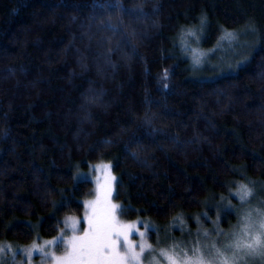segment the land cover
Masks as SVG:
<instances>
[{
	"label": "trees",
	"instance_id": "obj_1",
	"mask_svg": "<svg viewBox=\"0 0 264 264\" xmlns=\"http://www.w3.org/2000/svg\"><path fill=\"white\" fill-rule=\"evenodd\" d=\"M102 162L152 244L236 225L234 187H264V0H0L4 264L82 213Z\"/></svg>",
	"mask_w": 264,
	"mask_h": 264
},
{
	"label": "rangeland",
	"instance_id": "obj_2",
	"mask_svg": "<svg viewBox=\"0 0 264 264\" xmlns=\"http://www.w3.org/2000/svg\"><path fill=\"white\" fill-rule=\"evenodd\" d=\"M234 38L228 44V49L225 47H221L218 50L211 52V55H216L217 53H226L229 54L231 52L236 53V50L243 48L244 45H248L247 42L244 41L245 37L248 34H233ZM229 36V35H228ZM222 39V38H221ZM227 36H223L222 40H226ZM221 40V41H222ZM223 42V41H222ZM229 50V51H228ZM227 51V52H226ZM194 59L201 56L200 52L194 49ZM207 54L206 58L209 57ZM206 58L203 63H205ZM110 165L109 163L102 162L96 166L95 171V187L91 197L84 200V208L80 215L78 214H68L64 218V223L62 228L58 231L57 234L51 236L49 238L42 237L38 242H32L28 246L22 248V256L17 258V262L19 264H57L54 257H62L71 252L70 241L73 236H82L84 231L89 227V218L92 216L93 212V203L97 201L98 196L100 203L95 205L96 211L98 213H103L109 204L119 205V202L115 198V186L116 183H113L112 194L111 196L105 199V189H106V181L108 175L115 176L112 168L106 169L103 166ZM241 185L247 186L251 189L252 195L247 198V200L240 199V189ZM234 195L238 198L236 209L227 205V208H232L235 210L236 214H239V220L236 225H233L229 229H222L220 225L215 224L213 226V230H197L195 233L196 238L192 240L185 241H175V243H169V245H164L159 240L152 244L148 239V231L153 228L142 227L141 219L128 220L122 217L120 209L116 210L114 213L113 223L116 226V230L121 232L123 235L121 236L122 241H126L128 247L130 248L132 245H135V252H140V246H145V252L141 256L138 264H171L169 257H172L177 260L178 264H184L185 261L191 260L195 261L197 256L193 255V251L195 249H200V253L204 256L205 264H208V261L212 259L208 255V252L211 250L214 256L213 245L216 248L220 247L221 242H227L228 237L238 231L241 226L242 221L247 216L248 213H252L253 216L257 212H264V187L260 186L258 188L249 186L247 183H237V185L232 190ZM231 210V211H233ZM79 221V223H76ZM75 224V231L73 230V225ZM131 226V227H128ZM144 233V235H140ZM219 233H223L225 235H221ZM58 237H62L64 243L57 246L56 244L47 245L45 242L52 241L57 239ZM150 245L149 249L147 246ZM43 248V251H37L38 249ZM118 251L123 254L126 251V248L121 246L118 248ZM164 253V255H162ZM226 255H230L226 254ZM0 264H4L2 259L0 258ZM250 264H264V261L260 259H256L255 261L250 262Z\"/></svg>",
	"mask_w": 264,
	"mask_h": 264
},
{
	"label": "snow or ice",
	"instance_id": "obj_3",
	"mask_svg": "<svg viewBox=\"0 0 264 264\" xmlns=\"http://www.w3.org/2000/svg\"><path fill=\"white\" fill-rule=\"evenodd\" d=\"M227 35L231 36L232 33ZM247 59V58H246ZM195 63L198 65L200 60L197 58ZM241 64L245 61H241ZM168 77V72L165 70L164 78ZM164 88L167 89L168 85L165 84ZM139 137L131 138V143H137ZM110 143V141H105ZM125 151H128L127 145ZM132 158L136 159L135 152H129ZM106 169H110L111 165H104ZM74 181L85 182L87 175L78 173L73 177ZM113 183H120L117 177L108 175L105 189V199L111 196ZM252 195L251 189L245 185H241L240 199L247 200ZM99 196L96 202L93 203L92 216L89 218V227L84 231L82 236H73L70 241L71 252L62 257H54L57 264H138L141 256L145 252V246H140V252H135V245L130 248L126 241L121 240L123 235L116 230L113 223L114 213L120 209L119 205L109 204L106 210L101 214L96 211L95 205L99 204ZM219 219V217H218ZM76 223H79L77 221ZM131 227V226H128ZM75 231V224L73 225ZM225 235L223 233H219ZM140 235H144L141 233ZM47 245L56 244L59 246L64 243L62 237L55 240L45 242ZM125 247L126 251L121 254L118 251L119 247ZM149 249L150 245L147 246ZM213 252L210 250L208 255L212 257L208 264H250V262L260 259L264 261V212H257L255 216L250 212L244 218L238 231L232 233L228 237L227 242H221L220 247L212 246ZM0 251L4 249L0 248ZM37 251H43V248ZM230 255H226L229 254ZM164 255V253H162ZM193 255L197 256L195 261L187 260L184 264H205L204 256L200 253V249H195ZM171 264H178L177 260L169 257Z\"/></svg>",
	"mask_w": 264,
	"mask_h": 264
}]
</instances>
